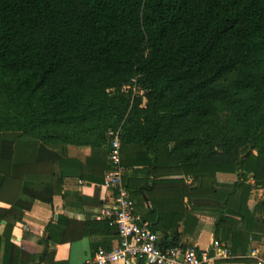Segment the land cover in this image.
<instances>
[{
	"label": "trees",
	"instance_id": "obj_1",
	"mask_svg": "<svg viewBox=\"0 0 264 264\" xmlns=\"http://www.w3.org/2000/svg\"><path fill=\"white\" fill-rule=\"evenodd\" d=\"M110 129L123 165L143 173L125 174L128 191L154 199L159 182L207 196L223 204L216 241L238 224L261 240L264 195L237 210L225 201L251 178L264 187V0H0V201L11 204L0 208V264L36 259L11 242L13 227L23 202H51L62 183L28 191L14 144L105 145L108 156ZM132 146L139 156L126 160ZM191 174L199 186H186ZM159 211L143 220L163 249L180 246ZM38 255L53 258L47 245Z\"/></svg>",
	"mask_w": 264,
	"mask_h": 264
},
{
	"label": "crops",
	"instance_id": "obj_2",
	"mask_svg": "<svg viewBox=\"0 0 264 264\" xmlns=\"http://www.w3.org/2000/svg\"><path fill=\"white\" fill-rule=\"evenodd\" d=\"M131 148L130 153L124 154L126 160L137 159L139 156V147ZM13 151V162L26 164L21 167L24 175L23 185L28 191L47 196L44 190L52 176L56 175V179L62 178L59 189L58 183L56 184L58 191L51 202L37 199L30 208H26L29 202L22 201L23 215L16 219L11 242L18 247H24L31 254L36 253L33 255L36 259L31 264H84L99 248L118 245L119 237L114 227L109 225L111 229L107 230L98 226L88 227V223L94 220L105 222L98 219L97 215L102 208L114 201L113 191L102 186L103 175L109 162L107 146L69 144L48 147L33 140H18ZM164 160L173 164V161L165 158ZM127 173L139 177L143 174L140 167H132ZM152 179L153 176L150 177L151 181ZM201 179L195 182L194 174L187 175L185 184L188 188H193L199 186ZM218 181L224 182L221 179ZM175 186L156 183L154 199L147 194L131 193L136 201V212L144 219L153 209V204L158 208L160 206L163 211L159 212L164 213L163 223L171 237L178 235V245L211 250L216 241L215 227L223 204L204 195L189 198L182 187L179 191ZM247 186H250L249 191ZM11 190L16 191L15 196L11 197L12 200L17 199L16 196L18 197L22 188L16 185ZM263 195L264 187L256 184L251 178L226 199L225 205L237 210L247 199L258 200ZM144 196H147L148 202ZM10 207L11 204L0 201V208ZM241 226L242 224H238L233 232L220 241L230 254L224 255L222 250L218 251L219 254L212 264H264V236L261 240L247 242ZM6 229V221L1 220L0 234ZM46 245L49 253H53V258L42 262L38 253L42 252ZM0 257L2 258V254Z\"/></svg>",
	"mask_w": 264,
	"mask_h": 264
},
{
	"label": "built area",
	"instance_id": "obj_3",
	"mask_svg": "<svg viewBox=\"0 0 264 264\" xmlns=\"http://www.w3.org/2000/svg\"><path fill=\"white\" fill-rule=\"evenodd\" d=\"M129 88L128 85L123 87L124 90ZM106 135L110 142L108 161L111 168L105 171L102 186L113 191L114 201L102 208L97 218L108 221L117 229L119 243L112 248H99L84 264H138L140 261L144 264H212L218 251L230 254L218 241L211 250H200L194 246L160 247V235L136 212V201L125 185L127 169L120 152V132L110 129Z\"/></svg>",
	"mask_w": 264,
	"mask_h": 264
},
{
	"label": "water",
	"instance_id": "obj_4",
	"mask_svg": "<svg viewBox=\"0 0 264 264\" xmlns=\"http://www.w3.org/2000/svg\"><path fill=\"white\" fill-rule=\"evenodd\" d=\"M145 201L148 202L147 196H144ZM160 247H162V243L159 244ZM150 264H156V263H150Z\"/></svg>",
	"mask_w": 264,
	"mask_h": 264
}]
</instances>
